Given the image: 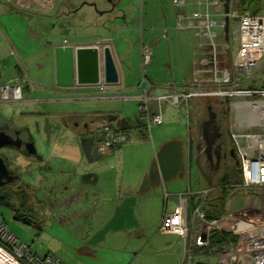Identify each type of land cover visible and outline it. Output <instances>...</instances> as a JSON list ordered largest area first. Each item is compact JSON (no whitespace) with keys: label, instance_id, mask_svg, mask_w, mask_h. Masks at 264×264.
I'll list each match as a JSON object with an SVG mask.
<instances>
[{"label":"rangeland","instance_id":"rangeland-1","mask_svg":"<svg viewBox=\"0 0 264 264\" xmlns=\"http://www.w3.org/2000/svg\"><path fill=\"white\" fill-rule=\"evenodd\" d=\"M82 1L85 2L84 0ZM94 1L93 3L98 5L97 10H95L98 16L96 15L93 18L101 21L107 19L106 16L99 15L102 12V9L99 8L102 6H109L107 1ZM83 2L80 3L79 8L82 7ZM86 2L89 1L87 0ZM63 3H70V0H66ZM234 3L233 0H230V11H233L232 6ZM86 9L88 8L84 6L82 11H88ZM176 9L171 4V0H134L133 7L127 11L126 15V19L129 21V25H127L129 26L127 31L129 46H133V50L136 52L140 49V26L138 23L140 17L145 41H147L145 37L150 34L151 29L153 30L151 31L152 33L161 34V30L167 27L169 34L172 35L173 31L171 33V30L174 28V13ZM192 9H194V6L190 5L185 11L190 13ZM239 13L240 12H238V14ZM260 13L261 15L264 14V12ZM260 13L257 12V14ZM211 14L217 21L220 20L217 13L211 10ZM165 19L167 20L166 23ZM165 24H167V26H165ZM95 25L93 21L88 24L86 22L81 23L82 29L78 28L76 30L77 34L75 38H73V31L67 36L60 34L57 28V31L54 32L52 38L48 39V41L53 40L61 44L64 38L85 41L89 40L94 35L101 36L102 32L96 30ZM228 25V41L221 40L220 34H218V36L220 37L219 42L225 46V50H221L222 59L225 58L226 65L231 66L229 70L232 71L234 75L232 64L238 48L237 19L230 17ZM216 31L221 33L222 30L216 27ZM110 32H113V30H110ZM192 35L193 34L189 32L186 34L179 33L175 41L176 56L179 57L177 50L179 46L182 54V65L185 69L184 74L180 61L177 60L179 64L177 66L175 78L177 86H180L179 90L186 82L184 81L185 79H183V75H188V65L192 52L191 48L195 41ZM47 66L48 67L45 69H38L36 67V70L34 69L32 72L34 76L32 80L35 86H30L33 91L29 93L27 98L24 97L25 102L26 99L28 100L25 105H27L30 113L23 115L20 109L21 106L18 104L19 102L17 105L0 104V120L9 121L17 127L27 128L29 135L34 141L38 155L45 159L41 163V167L47 166V168H49V170L43 173L44 176H46L44 178L45 180H40L38 176L40 173L36 170L38 166L36 160L27 157L25 153L17 152L14 154L15 159H11L9 162V168L18 174V182L21 185L19 189L17 185L10 186L6 189H0V200L2 201V204H0V212L9 231L14 234L21 243L30 246L33 252H36L39 256L47 254L53 255V252H55L52 251L53 248H57V250L63 252L69 248L71 242H76L73 237L72 226L68 224L64 225L54 220L48 209L42 205L40 200L42 193L40 189L46 187L48 179L53 177L54 174L60 170H68L70 165L68 164L69 161L61 162L56 158L57 155L52 156L54 152L52 149V139L57 141V143H55L57 148L65 149L69 147L75 152L77 148L80 149L78 138L81 136L80 132L82 130L80 129L85 125L86 118L76 120L75 122L71 121V127L78 131H74L70 134L66 132V130L60 129L63 122H68L64 115L71 112L86 110L90 112V114H88V116H90L93 114L91 111L103 108L106 105H109V107L117 113H129L135 116L139 115L137 104L134 103H123L118 100L88 101L84 99L85 96H64L63 93H53V91L46 93V91L42 89L56 88L53 83L55 67L53 68L52 64ZM149 69L150 66L144 67L146 76H148L151 71ZM247 77L251 80L249 81L247 78L241 79L244 86L264 87V55ZM247 81L249 82L246 83ZM246 101V99L241 98L218 99L211 96L206 99L194 97L179 109L174 108L169 103L163 102L161 107L163 124L151 126L150 129H148L146 125L144 127L142 124L130 127L127 129L130 133L129 141L116 150H112V155L110 157L104 158L96 164L98 168L100 167L101 176H103V187L102 189L99 188L100 182L96 190H100L102 194H109L114 191L113 179L120 180L122 186L124 182L133 186L137 179L141 180L145 172L143 169L145 167L146 169L148 168L154 153L171 139L178 140L181 143L184 142V144L187 142L184 154H188L189 158L193 157L195 154V146L198 142L199 123L202 119L207 118V108L211 107L212 111L219 114H222L224 110L227 111V118L223 130L230 142V146L232 145V148H234L235 159H230L225 162L216 175L211 178L210 182L203 176L196 166L195 160L192 159V161L189 162L190 167L187 166V168H185V173L182 177H176L166 182L167 192L171 195L168 201V207L171 208V206L175 204L177 198L175 199L174 197L176 194L186 191L190 194L192 193V200L190 199L191 201L189 200L188 202V220L190 223L193 207L204 199L202 195L200 196V193L211 188L208 193L209 199L206 201V205L203 206L204 210L208 209L210 211L214 209L213 207L217 205L214 203L216 201L214 199L218 197L217 195L221 192V189L225 190L226 199L224 204L226 205L227 203L229 210L233 211L236 208H241L244 196L251 192L245 190L239 192V189L235 188V186L240 183L241 173L239 170V153L234 138L239 144L238 146L241 147L244 145L243 135H259L262 133V135H264V127H251L253 116L248 108L240 106V104L242 105V103ZM223 103L227 104L224 107L225 109L223 108ZM7 105L10 106L8 109L5 107ZM153 106H155V104L151 102V109ZM105 124L111 125V123L98 122V133ZM257 137L258 136H255V138ZM54 153H56V151ZM79 158L80 156H78L75 162H77ZM81 159L83 162V157ZM86 167L91 168V166ZM51 169H53V173ZM223 177L228 178V182H224V185H222L223 182L221 181ZM26 185H29L28 189L25 187ZM163 201V188L161 183L142 203L140 212L143 225L149 234V239L154 243L163 244L165 242H170L171 244H177L181 249L182 242L179 238L172 235H161L159 232H156V228L160 223V216L157 219V215L162 212L164 207ZM219 208L220 207H217V209ZM24 218H27V221L23 220ZM37 224L40 226V231ZM96 251L97 255H95V257H83L80 259L83 261V264H156L153 260V249H148L143 245H139L135 241L124 238L122 235L109 236L99 248H96ZM203 253L204 254H197L198 256H196V258L201 260V262L207 261L209 264H217V259L215 260L214 256L208 257L209 254L211 255L209 251ZM181 259L182 253L179 251L177 261L174 264H180Z\"/></svg>","mask_w":264,"mask_h":264},{"label":"built area","instance_id":"built-area-1","mask_svg":"<svg viewBox=\"0 0 264 264\" xmlns=\"http://www.w3.org/2000/svg\"><path fill=\"white\" fill-rule=\"evenodd\" d=\"M171 3L178 9L176 30L194 32L200 56L192 77L180 90L156 97H150L144 92L138 98V113L147 128L163 124L161 113L163 102H168L174 108L179 109L191 98L207 99L211 96L218 99H246L245 103L239 104L241 107L248 108L253 116L251 127H264V87H246L241 82V79L251 80L247 76L264 55V15L230 12L229 17L238 21V48L232 64L233 75V72L229 70L231 66L226 65L225 58L222 59L221 50L225 46L219 42L220 37L218 36L220 34L221 40H225V14L223 11L218 13L220 20L217 21L208 10L210 7L214 12V8L222 4L220 0H205L207 8L205 12L193 11L191 13L183 11L187 6V0H171ZM216 27L222 30L221 33L216 31ZM140 35L143 36L141 32ZM162 36L166 38L167 29L163 30ZM63 44L66 45V42ZM153 50L154 46L144 42L141 38L142 67L150 64ZM128 98V95L109 91L108 86L101 82L97 86V91L89 95L87 99L125 101ZM23 99V88L18 79L1 85V103H18ZM151 102L155 104L152 109ZM262 134L243 135L244 145L241 147L238 146L239 144L234 138L238 148L241 173V182L235 188L239 190H264V135ZM96 135L101 139V143L110 150L117 149L130 139L128 131L109 125L102 126ZM255 136L258 137L255 138ZM184 157L188 164L189 155L185 154ZM210 190L211 188L200 193L204 199L192 210L191 230L187 222V214L188 202L193 196L192 193L179 194L178 206L172 213L163 215L157 228V232L161 235H176L182 239L183 249L180 264H198V260L194 256L195 250L209 251L214 254L217 264H264V206L262 212H258V208H260L258 197H248L244 207L236 213H231L224 207L223 210L221 209L220 215L208 219L203 206L209 199ZM214 234H217L221 242H213ZM0 264L68 263L56 255L39 256L34 253L30 246L21 243L9 231L0 212Z\"/></svg>","mask_w":264,"mask_h":264},{"label":"crops","instance_id":"crops-1","mask_svg":"<svg viewBox=\"0 0 264 264\" xmlns=\"http://www.w3.org/2000/svg\"><path fill=\"white\" fill-rule=\"evenodd\" d=\"M66 0H0V87L1 85L5 83H9L13 80L18 79L19 84L23 88V98L28 97L29 93H31L32 87L30 86H35L34 81L32 80L34 76L32 75V72L34 69L37 67L38 69L42 68H47L49 64L53 65L54 68V60L52 58H49L47 56V49L46 47L49 44L48 39L52 38L54 32L58 31L62 35H69L71 34V28L74 30L73 32V38L76 37V30L78 28H81V23L86 22L87 24L90 22H95V24L101 23L100 20L96 18H92L89 16V13L92 12V9L89 7L88 11H82L81 12H75L77 11V6L80 5L82 0H70V3H63ZM87 1V0H84ZM89 3L95 2L94 0H88ZM200 1V3H198ZM260 3V12H264V0H258ZM172 4V3H171ZM190 5L194 6V9L191 10L193 11H199V12H205L207 10L206 5H205V0H187V7ZM69 6V10H68ZM98 8V5H97ZM102 12L106 11L109 9L108 7L102 6L101 8ZM176 9V7H175ZM104 10V11H103ZM209 12H211V8H208ZM85 12V13H84ZM186 12V11H185ZM190 12V13H191ZM234 12V11H230ZM74 13V14H73ZM178 13V9H176L174 13V18H175V23H174V28L171 30V33L173 31V34H169V30L167 27H164L162 30L167 29V36L166 38H163V31L161 30V34L159 33H152L153 31L151 29L150 34L146 36V40H144L143 36L140 35V41L141 38L143 39L144 42L152 44L155 48L152 60L149 65L150 66V73L149 77L146 76L144 67L141 65V58H140V49L139 51H134L133 46H129L128 44V38H127V31L129 25V21L123 20V21H116L112 25H110V28H113V32H110V30L106 31L103 30L102 28L96 27V30L99 32H102L101 36H92L89 40L82 41L80 39H63V42H66V46L68 45H74V46H80V45H89V44H96V41H99L100 43L103 44V46H108L111 50L112 57L114 59L116 69L119 75V83L118 85L114 86H108L109 91L113 93H119V94H124L128 95L129 98L125 101H121L123 103H134L138 104V98L146 92L148 96L150 97H156L160 95H168L172 94L178 91L180 86H177L176 82V71H177V66H178V61H180L181 68L183 69V72L185 69L183 68L182 65V54H181V48L178 46V56H176L175 53V41L177 40V35L179 33H191L194 36L195 41L194 44H192V52H191V59L189 61V70H188V75H183L184 81L190 80L192 77V74L195 71L196 68V62L200 56V52L197 49L198 41L197 37L195 36L193 31H179L176 30V24H177V18L176 15ZM187 13V12H186ZM248 13V12H247ZM218 14V13H217ZM250 14V13H249ZM119 15V14H118ZM257 15H261L257 14ZM264 15V14H263ZM70 16L72 18V25L76 24L75 27L73 26H65L63 27V20ZM80 17V18H79ZM230 18V17H229ZM139 22V33L141 32L143 35V29H142V20L141 17L138 20ZM165 19V23H166ZM78 24V25H77ZM167 26V24H165ZM70 28V32H66V28ZM98 28V29H97ZM229 32V29H228ZM225 33V32H224ZM160 36V37H159ZM176 37V38H175ZM225 41H228V35L226 38L225 35ZM49 58V59H48ZM152 68V69H151ZM36 70V69H35ZM54 71V70H53ZM185 74V72H184ZM185 82V83H186ZM53 83L56 88H46L42 89L46 91V93H50L53 91L54 92H59L63 93L64 96H85L84 99L88 101H94L91 99H87L89 95L95 93L97 91V87H77L74 86L72 88H61L58 87L55 83V75H53ZM87 96V97H86ZM26 102L28 100L26 99ZM25 100L18 104L21 106V113L23 115H27L29 112V109L27 105H25ZM168 103V102H166ZM0 104H4L1 103ZM14 105H17V103H12ZM19 106V105H18ZM26 106V107H24ZM7 109L10 106H5ZM86 109V108H85ZM93 114L88 116L90 114L89 111L82 110L78 112H71L68 114H65L64 117L68 122H63L62 127L60 128L61 130H66V132L72 134L74 132L71 127V121L75 122L76 120L80 119H93L97 120L99 123H111V127L117 128L116 125L112 122H110V119L112 116H117L118 119H130L128 124L126 123L124 126H126L125 131H129V129L132 126L131 125V119L134 120V115H131L129 113H117L113 111L109 105H106L103 108H99L97 110L91 111ZM88 117V118H87ZM85 119V120H86ZM107 125V124H105ZM52 149L56 153H52V156H56L58 160L61 162L69 161L68 164L69 168L79 164L82 162V153L80 149L77 148V151L75 152L71 148H65V149H60L59 147L57 148L56 144L57 141L52 139ZM116 150V149H114ZM64 152V153H63ZM156 153V152H155ZM154 153V154H155ZM78 156H80L79 160L75 162V160L78 159ZM154 156V155H153ZM153 158V157H152ZM45 160V159H44ZM33 165V164H32ZM187 166L190 167V163L185 162V168ZM148 169V168H147ZM146 167L143 169V171L147 170ZM52 173L54 172L53 169ZM84 171H94L99 174V188L102 189V181H103V176H101V172L98 171V167H87L84 169ZM144 174V173H143ZM18 175V174H17ZM39 179H40V174H38ZM113 189L114 191L110 192L109 194H102L101 193V199L106 200L109 197H112L113 195L115 196V203L119 204L121 203L124 199H126V191L129 189V183L124 182L123 186L121 184L120 180L113 179ZM140 180L137 179L136 182L134 183L133 186L130 187H137L139 184ZM47 187L51 186V184L47 183ZM162 188H163V199H164V207L162 209L161 214L157 215V219L160 216V221L163 217L164 214L166 213H172L176 207L178 206V196L179 194H185L189 193L188 191L186 192H180L175 195L176 202L173 206L168 207V201L171 197V195L167 192V185L166 183H162ZM241 190H239L240 192ZM245 191H249L251 193H248V195L244 196L243 204L241 208H236L233 211L229 210L228 205L226 203L223 204V206L219 209L213 207L214 209H211L210 211L207 209L205 210L207 213L213 212L214 215H218L224 207L228 209L229 212L231 213H236L237 211H240L246 201H248V197L250 196H256L258 197V203L260 205V208H258V212H262V208L264 206V190L263 189H248ZM151 194V193H150ZM149 194V195H150ZM149 195H146L145 197H142L139 199L137 206L134 208L133 212V220L134 223H137L139 227V231L136 233V237L134 238V232L135 230H127V225L123 221L124 218L119 219L116 221L115 226L113 227V231L115 233L120 232L119 234H115L114 236L117 235H122L124 238H127L128 240L135 241L139 245H143L144 247H147L148 249H153V255L157 253H172L176 252V256H178L179 251L182 253L183 249V241L179 236H175L179 238L182 242V247L177 246V244H171L170 242H165V243H154L149 239L148 233L146 228L143 225L142 222V216H141V206L143 201L148 197ZM193 197V196H192ZM191 197V198H192ZM190 198V199H191ZM192 200V199H191ZM190 200V201H191ZM213 200V199H212ZM211 200V201H212ZM214 203L218 204L217 201ZM213 204V203H212ZM212 206V205H210ZM209 206V207H210ZM194 208V207H193ZM193 210V209H192ZM113 214L110 213L105 217L104 220H107L108 217H111ZM156 219V222H157ZM192 218L191 222L189 223L188 220V214H187V222L189 224V229L191 230V223H192ZM61 221L60 223H62ZM160 224V223H159ZM159 226V225H158ZM37 227L39 228L40 231V226L37 224ZM158 228V227H157ZM156 228V232H157ZM124 230V232H122ZM122 232V233H121ZM38 235V233H37ZM108 238V235H107ZM103 242L101 239L97 238L95 239V246H89V247H82V249L78 250L77 252L73 251L70 247L76 246L78 244L70 243L69 248L65 251H60L57 250V248H51L54 254L57 257H59L61 260L68 264H83L82 259L83 257H95L97 255L96 248H99ZM201 250H195L194 251V256H198L199 254H204ZM36 253V252H35ZM37 254V253H36ZM198 254V255H197ZM39 255V254H37ZM215 255L214 254H209L208 257H212ZM198 260V258H196ZM216 260V257H215ZM177 261V259H176ZM198 264H209L207 261L201 262V260H198Z\"/></svg>","mask_w":264,"mask_h":264},{"label":"water","instance_id":"water-1","mask_svg":"<svg viewBox=\"0 0 264 264\" xmlns=\"http://www.w3.org/2000/svg\"><path fill=\"white\" fill-rule=\"evenodd\" d=\"M106 1L109 9L99 15L106 16L107 19H104L105 21L100 20L101 23L95 26L105 30H112L109 25L119 20H126L127 11L133 7L134 0ZM220 2L222 4L215 7L214 12L221 13L223 11L225 14L224 32L227 38L230 0H220ZM84 6L93 10L89 13L90 17L98 16L95 12L97 10L96 3L85 1L82 3V7ZM63 21V27L71 26L72 24L70 16ZM96 42L98 44L66 46L53 40L49 41L46 47L47 56L54 60L55 83L58 87H97L101 82L106 86L118 85L119 75L110 48L103 46L99 41ZM207 112V118L202 119L198 126L195 164L210 182L211 178L216 175L221 167L222 155L219 142L222 133L220 132V125L216 122V113L211 110V107L207 108ZM110 122L114 123L117 129L125 130L126 126H121L120 122L128 124L129 119H118L117 116H112ZM0 130V148L4 146L20 148V139L13 141L1 127ZM96 133L97 128H85L78 138V145L84 157L83 162L85 165L81 162L69 168V170H60L53 177H50L48 181L46 180L56 190L62 185H66V188L56 193L58 205L54 208L55 213L52 218L59 222L63 221L64 225L72 226L73 237L76 241L74 244L78 245H72L70 248L75 252L84 246H95V239L97 238L105 242L107 235L109 237L119 234L120 232L115 233L113 231V227L116 221L124 218V215L126 217L123 221L125 220L127 230L138 232L139 227L137 223H134L132 217L139 199L155 191L161 183H166L176 177H182L185 173V166L182 160V143L171 139L154 154L137 187L129 186L126 191V199L119 204L115 203L114 195L102 200L100 190H96L99 174L94 171H84L87 168L86 166L95 167L104 158L112 155V150L101 143V139ZM25 149L28 156H33L39 161L42 160V156L38 155L36 151L31 136L30 142L25 145ZM98 171H101L100 167ZM17 178L18 176L12 174L0 158V187L13 182ZM110 213L113 215L104 220ZM176 259L175 251L153 255V260L156 264H174Z\"/></svg>","mask_w":264,"mask_h":264},{"label":"flooded vegetation","instance_id":"flooded-vegetation-1","mask_svg":"<svg viewBox=\"0 0 264 264\" xmlns=\"http://www.w3.org/2000/svg\"><path fill=\"white\" fill-rule=\"evenodd\" d=\"M84 7H80L79 6L77 7V12H81L83 10ZM82 13V12H81ZM76 14V13H75ZM80 18V17H79ZM76 24H71V27L73 26V28L75 27ZM78 25V24H77ZM70 28H66V32H70L69 30ZM71 31H74L73 29H71ZM216 113V122L218 125H220V132L222 133V136L220 138V145H221V155H222V158H221V166L227 162L228 160H234L235 159V153H234V148H232V145L230 146V142L228 140V138L225 136V132L223 130V126H224V123L226 121V117L223 114H219L217 112ZM139 114V113H138ZM134 120L131 119V125H141L144 123L143 119L140 117V115L138 116H135L134 115ZM130 121V119H129ZM97 124H98V121L96 120H93V119H86V123L85 125L83 126L82 130L80 133L84 132L85 128L87 129H98L97 127ZM120 125L121 126H124L125 123L123 122H120ZM0 127L3 129V131L5 132L6 135L10 136L11 139L13 141L17 140V139H20L21 141V146L20 148H17L15 146H4V147H1L0 148V158L3 160V162L5 163L7 169L14 175L18 176L16 174V172H14L13 170H11L9 168V162L11 161V159H15L14 158V154H16L17 152H22V153H25V155L29 158H34L38 164L36 170L38 171V173H40V180H45L44 178L46 176H44V172H46V170H49V168L46 167H41V163L44 161V159L42 158V160H37L35 157L33 156H28L27 155V152H26V149H25V145L28 144L30 142V135H29V132H28V129L27 128H22V127H17V126H14L11 122L9 121H5V120H0ZM73 131L77 132L78 130L73 128L72 129ZM1 132V130H0ZM198 143V142H197ZM187 146V142L184 144V142H182V160H183V163H184V166H185V162H187V159L184 157L185 154H184V149L186 148ZM196 147V146H195ZM158 151V150H157ZM156 151V152H157ZM234 153V154H233ZM83 157V156H82ZM197 157V154H196V150H195V154L193 157L189 158V162L192 161V159H196ZM83 160H84V157H83ZM221 168V167H220ZM69 170V169H68ZM48 172V171H47ZM19 180V176L16 180H14L13 182L11 183H8L2 187H0V189H6L10 186H14V185H17L18 186V189L20 187L21 184H19L18 182ZM18 183V184H17ZM27 189L29 187V185H26L25 186ZM63 188H66V185H62L60 188H58L57 190L52 187V186H49V187H44V188H41L40 190L42 191L41 193V197H40V200H41V203L43 206H45L49 213L51 215H53L55 213L54 211V208L58 205V202L56 200L57 196H56V193L59 192L61 189ZM134 238L136 237V233L137 232H134Z\"/></svg>","mask_w":264,"mask_h":264},{"label":"trees","instance_id":"trees-1","mask_svg":"<svg viewBox=\"0 0 264 264\" xmlns=\"http://www.w3.org/2000/svg\"><path fill=\"white\" fill-rule=\"evenodd\" d=\"M235 3L232 6L233 11L240 12L239 14H243L245 12H249L252 15H257V12L260 11V3L258 0H233ZM235 6V7H234ZM234 7V8H233ZM227 104L223 103V108L226 106ZM225 109V108H224ZM224 113L225 117L227 118V111L224 110L222 112V114ZM145 127V123L142 124ZM221 169V168H220ZM227 177H223L222 178V185H224V182L227 183ZM227 181V182H226ZM241 182V180H240ZM218 197H216L214 200H216L218 202V204L215 206V208L220 207L224 204L225 199H226V193L224 189H221V192L217 195ZM0 204H2V201L0 200ZM216 215H214L213 212H209L207 213V218L208 219H212L215 218ZM23 220L27 221V218H24ZM213 242H221L220 238L217 236V234L213 235ZM212 242V244H214Z\"/></svg>","mask_w":264,"mask_h":264}]
</instances>
